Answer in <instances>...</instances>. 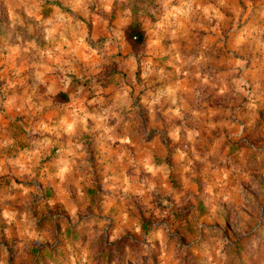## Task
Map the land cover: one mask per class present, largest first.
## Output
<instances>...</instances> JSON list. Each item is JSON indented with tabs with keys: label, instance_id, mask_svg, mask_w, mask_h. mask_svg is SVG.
I'll return each mask as SVG.
<instances>
[{
	"label": "crops",
	"instance_id": "crops-1",
	"mask_svg": "<svg viewBox=\"0 0 264 264\" xmlns=\"http://www.w3.org/2000/svg\"><path fill=\"white\" fill-rule=\"evenodd\" d=\"M115 1L77 0L85 8L82 17L87 20L94 16L88 8L100 5L112 9L116 7ZM135 2L141 7L138 15L145 24L156 19L152 30L146 26V63L152 69L148 67L145 73L143 63L138 79L136 58L127 57L129 65L121 55L129 51L122 49L123 32H116L115 36L108 31L80 34L75 26L52 38L51 47L35 39L23 43L17 38H0V264H20L22 259L26 264V255L30 257L33 246L29 216L36 193L46 199L49 196L48 205L56 207L61 198L84 200L90 194V204L91 199L103 195L102 209L94 205L88 211L90 229L100 230L109 224L115 229L142 227L141 217L138 219L142 208L138 204L147 193L144 166L147 161L155 166L166 161L167 140L162 134L172 139L169 146L173 151L188 150L195 144L191 136L202 133V122L218 112L209 105V96L230 99L231 88L242 85L237 79L217 83L208 78L209 73L221 67L227 69L224 76L231 77L235 68L241 67L254 79L256 69L260 68L251 70L254 64L244 65L252 52L259 51L261 55L264 50L260 43L256 49L246 47L256 43L248 30L241 33L242 47L236 48L239 59L209 62L201 56L193 61L194 46L201 39L204 47L222 40L224 16L232 19L242 15L239 2ZM192 4L199 10H194ZM70 5H76L75 1ZM130 7L127 0V13ZM248 16L249 13L243 14L244 18ZM124 18L122 21L129 15ZM100 35L106 41L97 50L94 41ZM113 62L119 73L107 72ZM59 92L67 93L73 105L59 103ZM134 100H138L137 109L130 111ZM219 126L224 129L223 124ZM212 129L210 125L207 130ZM151 131L158 135L145 143L143 136ZM179 134L183 138L175 137ZM178 156L174 154V159ZM86 167L97 173L83 174L81 168ZM95 176L104 183L101 192L93 190ZM155 177L147 184L159 185L160 192V185L167 178L159 176L156 181ZM32 184H38L39 190ZM42 205L52 207L47 202ZM73 214L80 215L81 210L75 209ZM16 231L22 232L24 239L18 245L13 239ZM50 248L46 247L43 254H50Z\"/></svg>",
	"mask_w": 264,
	"mask_h": 264
},
{
	"label": "rangeland",
	"instance_id": "rangeland-1",
	"mask_svg": "<svg viewBox=\"0 0 264 264\" xmlns=\"http://www.w3.org/2000/svg\"><path fill=\"white\" fill-rule=\"evenodd\" d=\"M72 1L0 0V38L6 41L17 38L23 43L35 39L51 47L52 38L75 26H78L80 34H104L108 31L115 36L116 32H123L122 49L128 48L129 51L121 55L136 58L137 79L143 73V63L145 73H148V67L152 69L146 63L149 57L146 26L152 30L156 19L145 24L139 18L141 7L136 6L135 0H130L129 13L126 11L127 0H116V7L112 9L91 6L88 9L94 16L90 20L82 17L85 8L79 6L77 0H74L76 5H70ZM235 1L239 2L242 15H234L232 19L224 16L222 40H214L211 46L204 47L201 39L194 46L193 61L201 56L209 62L223 60L227 63L234 58L239 59L236 48L242 47L240 36L244 30H248V35L256 41L253 45L246 44L247 48L256 49L257 43H260L264 49V0ZM249 3L254 6L251 8L250 5V12ZM193 7L199 10L197 6ZM248 13V18H244L243 14ZM121 14L124 17L125 14L129 15V18L122 21L125 18H121ZM130 14L131 20L127 21ZM197 25L195 23L194 27L198 30ZM131 26H136L142 33V41H139L137 34H129ZM105 41L103 35L94 41L97 50ZM263 52L261 55L259 51L252 52L244 63L254 64L251 70L260 66L255 71L254 79L251 75L248 77L241 67L235 68L231 77H225L227 69L221 67L209 73L208 78L216 79L217 83L237 79L242 85L231 88L230 99L209 96V105L215 106L218 112L212 119L202 122V133L191 136L192 144H195L188 150L173 151L169 146L172 139L162 134V138L167 140L166 161L161 160L156 166L147 161L144 166L147 193L138 204L142 208L138 215V219L141 217L143 221L142 227L132 225L115 229L109 224L100 230L90 229L88 219L91 215L88 211L94 205L102 209L105 201L103 195L96 199L92 197L90 204V194L84 200L74 198L64 201L61 198L59 207H56L48 205L49 196L46 199L36 193L29 216L33 247L30 257L26 255V264H264ZM127 59L130 65V59ZM115 64L113 62L107 72L119 73L113 66ZM61 93L66 98L59 97V103L73 105L67 93L58 94ZM237 98L241 101H237ZM137 102H132L130 111L137 109ZM210 125L214 129L209 132L207 129ZM157 135L154 131L145 134V143ZM175 137L183 138L180 134ZM176 153L180 158L174 159ZM81 172L85 175L97 173L94 168L88 170L87 167L81 168ZM153 175L156 181L159 176L167 178L165 183H161L160 192L157 190L159 185L147 184ZM32 185L39 190L38 184ZM92 185L95 187L93 190L101 192L104 183L95 176ZM44 202L52 207L44 208ZM75 209L81 210V214H73ZM13 239L18 245L24 240L23 233L16 231ZM46 247H51V256L43 254ZM119 247L122 248V255L118 254ZM41 248H44L42 253H37L36 250ZM20 264H23V259Z\"/></svg>",
	"mask_w": 264,
	"mask_h": 264
},
{
	"label": "trees",
	"instance_id": "trees-1",
	"mask_svg": "<svg viewBox=\"0 0 264 264\" xmlns=\"http://www.w3.org/2000/svg\"><path fill=\"white\" fill-rule=\"evenodd\" d=\"M128 32H129V34H131V35H133V34H137V36H138V38H139V41H142V40H143V35H142L141 32L138 31V29L136 28V26H131V27L128 29ZM61 96H63V97L66 98L65 94H63V93H61V94H57L56 97L59 98V97H61ZM42 249L44 250V248H41V249H37L36 252H37V253H42ZM45 249H46V248H45ZM117 250H118V254H121V255H122V248L119 247ZM48 255L51 256V255H52V252H51L50 254H48ZM119 260H121V259H119Z\"/></svg>",
	"mask_w": 264,
	"mask_h": 264
}]
</instances>
